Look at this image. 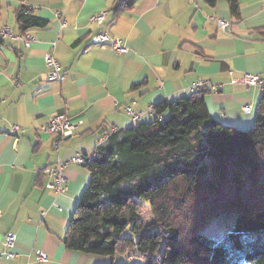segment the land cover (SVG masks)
Listing matches in <instances>:
<instances>
[{"label": "crops", "instance_id": "1", "mask_svg": "<svg viewBox=\"0 0 264 264\" xmlns=\"http://www.w3.org/2000/svg\"><path fill=\"white\" fill-rule=\"evenodd\" d=\"M116 1L0 0V26L28 40L5 37L0 49V253L5 234L16 235L15 255L1 264L106 263L63 240L91 184L88 167L69 163L61 192L46 186L45 170L95 149L117 130L152 120L156 103L189 95L199 89L194 83L207 81L212 117L241 129L255 123L264 90V0H240L239 15L228 0H138L114 18ZM22 4L49 23L20 33L15 11ZM100 11H107L102 29L123 39L129 52L92 42L100 26L90 16ZM217 18L230 27H219ZM47 53L61 62L62 79H49ZM247 73L260 75L262 84L244 83ZM126 106L140 115L137 122ZM60 113L77 127L56 148V136L40 128ZM39 250L49 260L40 262Z\"/></svg>", "mask_w": 264, "mask_h": 264}, {"label": "trees", "instance_id": "2", "mask_svg": "<svg viewBox=\"0 0 264 264\" xmlns=\"http://www.w3.org/2000/svg\"><path fill=\"white\" fill-rule=\"evenodd\" d=\"M137 1L117 0L114 18ZM228 2L239 15L240 0ZM15 18L22 34L49 23L25 4ZM206 92L156 103L152 120L97 147L67 248L111 256L104 264H264V90L247 129L212 117ZM219 216L227 219L223 241L200 233ZM116 254L128 261L116 263Z\"/></svg>", "mask_w": 264, "mask_h": 264}, {"label": "built area", "instance_id": "3", "mask_svg": "<svg viewBox=\"0 0 264 264\" xmlns=\"http://www.w3.org/2000/svg\"><path fill=\"white\" fill-rule=\"evenodd\" d=\"M107 15V11H100L90 16V21L100 26L98 31L93 34L92 42L99 45H108L112 49L120 53H127L130 50V47L125 43V41L119 37H114L102 29L101 25L104 23ZM219 27L222 29H226L230 27V22L224 18L216 19ZM0 36L2 37H16L19 39H23L28 42L25 37L21 34L14 33L9 26H0ZM46 63L49 66L48 77L51 80L62 79L63 75L61 74V62L53 53H47ZM244 83L250 85H260L262 84V78L258 74L247 73L242 79ZM207 81H199L194 83L193 88L203 89L209 85ZM251 106L245 105L244 110L246 112H250ZM126 110L133 114L132 121L137 122L140 119V115L135 113L131 106H126ZM77 127V122L73 121L68 115L65 113H60L52 116L49 120L44 123L40 130L44 131L48 134H52L56 136L55 147L59 148L63 142V140L72 135ZM13 130L17 132L19 130V126H13ZM109 137V136H108ZM108 137H105L102 141L99 142L98 146L105 142ZM97 146V147H98ZM97 147L90 151H80L72 155L70 158L65 160H59L54 164H50L45 170L46 177V186L50 189H53L57 192H61L65 190L66 184L68 182V175L66 173L67 167L69 163H81L87 164L90 163L97 156ZM2 209L0 208V217L2 216ZM16 240V235L13 232H7L4 237V245L6 246V250L0 253V264L3 259L12 258L15 253L11 250L14 247V243ZM37 258L40 262H45L49 260L48 254L45 251L39 250L37 252Z\"/></svg>", "mask_w": 264, "mask_h": 264}, {"label": "rangeland", "instance_id": "4", "mask_svg": "<svg viewBox=\"0 0 264 264\" xmlns=\"http://www.w3.org/2000/svg\"><path fill=\"white\" fill-rule=\"evenodd\" d=\"M252 126L247 127V128H251ZM242 129H246V128H242ZM143 213H144V209L142 210V214ZM226 220L227 219H225V217L219 216L216 219H213L211 222H208L203 227V229L201 228L200 233L204 234L205 236L209 237L210 239H213L216 241H223L226 238V231H225V227H224V222ZM131 258L132 257L130 256L129 259H131ZM103 259L106 263L107 262L110 263L112 260V257L111 256H103ZM127 261H128L127 255H122V254H116L115 255V262L116 263L117 262H127Z\"/></svg>", "mask_w": 264, "mask_h": 264}]
</instances>
